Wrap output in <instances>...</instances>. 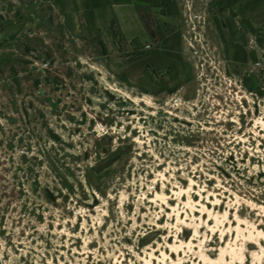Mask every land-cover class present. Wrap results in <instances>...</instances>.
<instances>
[{"label": "rangeland", "instance_id": "obj_1", "mask_svg": "<svg viewBox=\"0 0 264 264\" xmlns=\"http://www.w3.org/2000/svg\"><path fill=\"white\" fill-rule=\"evenodd\" d=\"M130 2L0 0V264H264V0Z\"/></svg>", "mask_w": 264, "mask_h": 264}, {"label": "crops", "instance_id": "obj_2", "mask_svg": "<svg viewBox=\"0 0 264 264\" xmlns=\"http://www.w3.org/2000/svg\"><path fill=\"white\" fill-rule=\"evenodd\" d=\"M98 3L94 5L100 24L109 25L111 23L120 26L124 34L135 38L141 36L146 31L144 21L140 15L138 6L130 1L132 0H96ZM118 3V4H117ZM123 3L125 11L117 9ZM147 32V31H146Z\"/></svg>", "mask_w": 264, "mask_h": 264}]
</instances>
